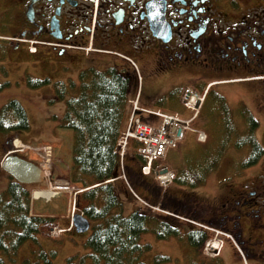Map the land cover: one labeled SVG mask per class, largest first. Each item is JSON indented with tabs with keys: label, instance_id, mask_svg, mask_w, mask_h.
Returning <instances> with one entry per match:
<instances>
[{
	"label": "flooded vegetation",
	"instance_id": "obj_1",
	"mask_svg": "<svg viewBox=\"0 0 264 264\" xmlns=\"http://www.w3.org/2000/svg\"><path fill=\"white\" fill-rule=\"evenodd\" d=\"M15 49L120 62L141 82L142 97L159 102L198 92L203 101L190 103L199 105L198 116L214 103L201 123L221 124L213 133L223 148L264 150V0H0V50L14 61ZM168 85L171 92L158 95ZM263 157L242 169L258 167ZM128 173L138 188L161 195L138 168ZM250 177L256 176L234 184L214 221H202L232 234L246 257L264 259V186ZM189 198H179L176 207L197 218V203Z\"/></svg>",
	"mask_w": 264,
	"mask_h": 264
},
{
	"label": "rangeland",
	"instance_id": "obj_2",
	"mask_svg": "<svg viewBox=\"0 0 264 264\" xmlns=\"http://www.w3.org/2000/svg\"><path fill=\"white\" fill-rule=\"evenodd\" d=\"M18 51L16 49L15 52L11 51L12 57L14 56V61H11L10 54L8 55L0 50V109L12 100L20 101L27 113L29 127L26 130H6L5 132L0 130V192L6 190L11 178V174L5 166L6 160L18 158L33 162L34 160L27 153V147L49 148L51 152L49 162H37L41 167L42 177H35L26 184L31 193L30 214L57 218L59 224L48 231L49 236H39L37 241H28L23 244L16 256V263L7 260L6 263L45 264L43 260H38V250L41 248L48 254L54 252V257L48 256L51 260L50 264H65L69 257L83 256L90 251L86 242L92 234V229L84 233L77 232L75 227L69 230L70 218L66 216H48L41 211L34 210V196L49 198L51 195L58 193V186L61 185L70 194L72 212L75 210V213H81L76 200H78V195L81 194L78 190L82 188V184L75 182L72 174L73 131L60 126V120L66 109V102L55 98L54 83L57 81L78 80L80 72L93 65L98 69L116 66L124 75L129 76V97H132L139 89L141 91V86L140 82L132 77L126 65L120 62L113 64L108 61L99 64V62H94L93 58L81 62L74 57L79 55L69 54L68 52L61 53L60 51H54L51 54L38 53L37 55H33L31 52L18 54ZM82 54L84 55V53H80V55ZM28 77L32 78V81H28ZM35 80H49V83L34 87L32 84ZM172 89L173 86L168 85L159 91L158 95H164L165 97ZM192 93L197 94L198 92L193 91ZM230 99L232 100L234 97L230 96ZM160 100L155 101L153 98L144 96L141 103L143 107L159 110L171 116L180 115L184 117V112H188L186 111L188 109L181 105L182 101L180 100H175L174 103L168 99L165 101L164 98L161 102H159ZM213 105L214 103L209 100L206 108L201 112L202 116H206L204 118L207 119L211 116ZM252 109H255L253 103ZM201 115H197V119L189 128V118L183 117L184 121H175L169 127L170 138L174 141L179 140H175V133L180 128L188 129V131L183 141L176 146H168L165 156L157 159L158 165L155 166V172L149 177L154 179L156 183L158 181L157 187L161 191L160 196H152L144 189L138 188L135 184L133 185L131 181L133 187L135 186V193L142 199L140 200L135 193L130 191L127 185L128 182H125L126 172L125 174L124 171L118 173L121 178L115 179L114 186L123 211L125 214H129L138 208L149 214L169 220L179 229V236H171L166 239L158 238L153 231L142 235V242L151 246L150 251L144 255L145 261L150 264L154 255L168 257L167 261L161 264H264V259H254L241 254L237 249V245L241 251L242 247L232 234L226 233L220 228L213 227V229L207 222L202 221L203 218L208 216L213 221L215 220L216 213L222 211L220 208L221 203L225 201V197L230 192H233L234 184L240 187L242 179H244L243 176L246 177L245 182L247 177L256 176L250 177V180L255 182V179L260 178V182H257L264 186V157L258 167L242 169L243 161L247 160L250 154V148L240 149L230 146H224L225 148H223V145L219 142L222 138L213 133V129H217L221 124L217 123L213 127L209 123L208 126H204L201 123ZM144 118H142L144 121L151 124H160V119L153 118V116L144 115ZM165 118V116L162 117L163 123ZM201 131L207 135L210 133L207 143H205L206 141L201 143L197 139V134ZM201 138H203L202 135ZM172 143L173 141L170 142V144ZM129 154L131 153L129 152ZM125 163L137 169L130 158L126 157ZM229 169L230 176L226 174ZM166 170L171 172L174 177L165 184V182L158 179L156 174L158 172L165 173ZM194 183H196V190L189 189L188 187L193 186ZM181 197L186 200L193 197L199 211L197 218L190 217L186 213H179L175 201ZM196 229L204 230L208 235L203 246L197 249L191 248L185 238V233L188 230ZM217 239H223L225 242L219 254L213 253L211 246L209 247V244H207L212 242V245ZM213 246H216V244H213Z\"/></svg>",
	"mask_w": 264,
	"mask_h": 264
},
{
	"label": "trees",
	"instance_id": "obj_3",
	"mask_svg": "<svg viewBox=\"0 0 264 264\" xmlns=\"http://www.w3.org/2000/svg\"><path fill=\"white\" fill-rule=\"evenodd\" d=\"M48 83L49 80H35L32 85ZM129 87V78L116 66L90 67L81 71L78 81L54 83L55 98L66 102L60 126L73 131L74 181L86 188L78 195L77 203L92 229L86 242L90 251L83 256L69 257L65 264H150L144 255L151 246L142 242L143 234L153 231L160 239L180 235L169 220L141 209L125 214L115 186L109 181L120 170L118 141L129 116ZM28 127L27 113L20 101L12 100L0 109L1 131ZM27 148L36 163L49 162V148ZM263 153V148L253 145L243 166L254 163ZM58 187V193L49 198L34 196V210L48 216H68L70 194L64 186ZM30 202L28 185L11 176L6 190L0 192V264H7L6 260L16 263L23 244L37 241L39 236H49L48 231L59 224L57 218L30 214ZM185 234L188 244L195 249L202 247L208 237L201 229L188 230ZM38 253L37 259L45 264H50L49 255H55L41 248ZM167 259V256L154 255L151 264H161Z\"/></svg>",
	"mask_w": 264,
	"mask_h": 264
},
{
	"label": "built area",
	"instance_id": "obj_4",
	"mask_svg": "<svg viewBox=\"0 0 264 264\" xmlns=\"http://www.w3.org/2000/svg\"><path fill=\"white\" fill-rule=\"evenodd\" d=\"M136 109H138L137 101L134 102V110ZM165 117L163 126L154 127L143 123L138 116L133 114L130 118L126 132H124L119 141L122 151H125L130 138H136L144 144L140 151L143 152L148 159V165L144 167L145 174L150 173L152 160L155 157H163L168 146L171 145L170 142H174V139L170 138L169 132V124H171L172 119L174 118L170 116ZM182 137L183 132L175 133V140L181 139ZM171 178V173L159 176V179L163 182H166Z\"/></svg>",
	"mask_w": 264,
	"mask_h": 264
},
{
	"label": "bare ground",
	"instance_id": "obj_5",
	"mask_svg": "<svg viewBox=\"0 0 264 264\" xmlns=\"http://www.w3.org/2000/svg\"><path fill=\"white\" fill-rule=\"evenodd\" d=\"M190 102L194 103L193 100ZM5 164H9L12 170L21 177H23V175L27 172H34L33 174H36L35 177L37 178L42 177L41 167L36 162H24L18 158H10L5 161Z\"/></svg>",
	"mask_w": 264,
	"mask_h": 264
},
{
	"label": "water",
	"instance_id": "obj_6",
	"mask_svg": "<svg viewBox=\"0 0 264 264\" xmlns=\"http://www.w3.org/2000/svg\"><path fill=\"white\" fill-rule=\"evenodd\" d=\"M25 162V161H24ZM6 169L11 172L18 180L23 181V182H30L31 179L35 178L36 174L34 175V172H27L23 175V177L17 175L12 168L9 166V164H6ZM32 177V178H31ZM72 221L75 225V228L77 232L79 233H84L89 230L90 228V222L87 217L81 215V214H76L73 216Z\"/></svg>",
	"mask_w": 264,
	"mask_h": 264
},
{
	"label": "crops",
	"instance_id": "obj_7",
	"mask_svg": "<svg viewBox=\"0 0 264 264\" xmlns=\"http://www.w3.org/2000/svg\"><path fill=\"white\" fill-rule=\"evenodd\" d=\"M80 53H83V52H79V53H77V55H79ZM140 86H141V82H140ZM139 91H140V89H139ZM138 91V92H139ZM138 92H136L132 97H129L130 99H134L136 96H137V94H138ZM141 99H143V97H142V95H141V91H140V103H141ZM141 105H142V103H141ZM181 105H183V103L181 102ZM181 107V106H180ZM129 111H130V105H129ZM186 111H188V112H184V117L183 116H181V117H183V118H191L192 117V114H193V112H192V110H186ZM192 112V113H191ZM176 114H178V113H176ZM179 115V114H178ZM180 116V115H179ZM153 118H156V119H158L157 117H155V116H153ZM143 119H145L144 118V115H143ZM148 122V121H147ZM131 153V155H130V159L135 163V165L137 166V168H140L141 166H142V162L138 159V157H137V155L136 154H134V153H132V152H130ZM140 163V164H139ZM158 165V164H157ZM163 169H164V167H163Z\"/></svg>",
	"mask_w": 264,
	"mask_h": 264
}]
</instances>
